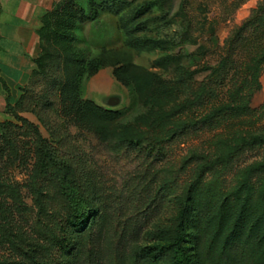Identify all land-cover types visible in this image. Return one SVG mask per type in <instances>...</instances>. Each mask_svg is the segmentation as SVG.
<instances>
[{
  "label": "rangeland",
  "instance_id": "1",
  "mask_svg": "<svg viewBox=\"0 0 264 264\" xmlns=\"http://www.w3.org/2000/svg\"><path fill=\"white\" fill-rule=\"evenodd\" d=\"M263 5L264 0H73L74 18L66 30L79 55L138 65L175 86L173 99L156 105L146 92L118 81L112 66L85 74L83 100L107 109H124L102 138L63 113L58 83L42 76L31 83L18 107L19 115L48 139L50 131L39 113L50 130L68 136L65 149L79 153L97 196L98 213L79 238L82 251L74 264L116 263L153 242L156 226L171 211L162 188L165 180H173L180 194L183 186L195 179L200 166L209 164L213 170L206 175V182H217L222 192H230L244 187L249 170L264 161V28L244 32L247 40L235 51L226 82L205 95L202 104L187 105L163 128L153 127L164 107L196 98L193 91H201L212 70L228 55V42L237 28ZM61 45L53 44V48ZM167 56L173 59L157 63ZM178 67L190 73L189 80L179 77ZM59 73L62 75L61 69ZM6 96L0 84V121L18 125L13 128L17 149L8 151L0 161V172L11 187L3 196L4 206L12 211V230L32 236L37 206L31 178L39 152L34 129L21 126L22 122L7 112ZM11 101H17L12 92ZM234 107L250 110L233 113ZM216 111L222 115L208 119ZM119 135H139L141 144L122 142ZM255 183V200L260 201L264 198L263 180L257 178ZM45 189L54 196L48 200V208L59 207L57 191L49 185ZM18 194L25 204L20 208L15 202ZM213 226L211 222L207 233L192 245L197 264H264L258 261V252L245 243L239 244L232 256L221 252L220 246L209 252ZM189 230H195L194 224ZM9 255L8 248L0 244V259Z\"/></svg>",
  "mask_w": 264,
  "mask_h": 264
},
{
  "label": "trees",
  "instance_id": "2",
  "mask_svg": "<svg viewBox=\"0 0 264 264\" xmlns=\"http://www.w3.org/2000/svg\"><path fill=\"white\" fill-rule=\"evenodd\" d=\"M72 4L73 0H66L42 17L39 29L41 51L34 59L36 68L15 103L11 101L9 86L0 76V82L7 94V112H11L20 120L21 126L34 129L35 144L39 152L31 178V189L37 206L32 236L23 230H12V211L4 206L3 200V196L11 187L0 172V244L10 251L9 256L0 259V264H74L82 251V246L78 243L79 238L84 228L98 213L97 196L92 181L85 173L82 158L75 149H65L68 136L50 130L49 123L39 113V118L50 131L51 139H48L38 127L19 115L18 107L30 91L35 77L42 76L53 84L58 83L63 113L81 126L97 132L102 138L107 137L109 124L120 118L124 109H107L92 100H83L81 84L85 74L93 75L100 68L109 65L113 67V74L118 81L124 85L133 84L136 90L146 92L154 104H168L173 99L175 86L144 67L131 63L121 64L114 60L109 62L104 56L87 59L79 55L73 48L66 30L68 22L74 18ZM262 28L264 5L255 11V16L237 28L235 36L228 42V55L212 70L208 83L200 89L201 91H193L196 98L187 101V104L170 103L164 107L153 127L163 128L187 105L202 104L205 95L226 82L230 68L235 63L232 59L235 51L247 40L244 32L253 29L256 33ZM56 43L62 44L60 49L53 48ZM172 59L167 56L157 60V63L164 64ZM60 69L62 75L59 73ZM177 69L180 70L181 79L189 80L188 71L182 67ZM231 110L233 113H241L249 111L250 107H234ZM221 115V111H216L209 115L208 119L213 120ZM14 127L18 128V125L0 121V161L8 151L17 149ZM118 139L133 145L141 144L142 140L139 135H119ZM198 170L195 179L183 186L180 194H177L173 180H165L162 188L169 198L171 211L167 218L156 226L152 236L153 242L140 246L135 254L124 256L116 263L114 260L112 264H197L193 259L195 253L191 252L192 245L197 244L198 239L207 233L211 222L214 226L207 247L209 252L217 250V246H220L221 252L232 256L238 245L245 243L258 252V261L264 263V198L256 201L254 191L257 178L263 180L264 189V161L249 170L244 187L230 192H222L221 185L217 182H206L205 177L213 170L212 165H202ZM48 185L58 193L59 207L53 210L47 206L48 200L54 199L53 193L48 194L45 191ZM15 202L16 208L25 206L19 194ZM232 217L234 219L231 221ZM190 224H194V231L189 230Z\"/></svg>",
  "mask_w": 264,
  "mask_h": 264
},
{
  "label": "crops",
  "instance_id": "3",
  "mask_svg": "<svg viewBox=\"0 0 264 264\" xmlns=\"http://www.w3.org/2000/svg\"><path fill=\"white\" fill-rule=\"evenodd\" d=\"M62 1L0 0V76L16 100L36 68L42 17Z\"/></svg>",
  "mask_w": 264,
  "mask_h": 264
}]
</instances>
